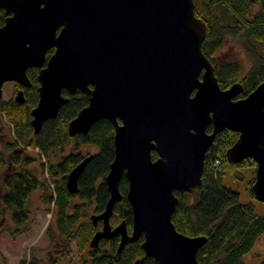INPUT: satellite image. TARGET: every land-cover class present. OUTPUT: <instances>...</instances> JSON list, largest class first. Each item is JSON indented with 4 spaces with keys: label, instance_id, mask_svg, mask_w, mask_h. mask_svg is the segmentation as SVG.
Returning a JSON list of instances; mask_svg holds the SVG:
<instances>
[{
    "label": "water",
    "instance_id": "1",
    "mask_svg": "<svg viewBox=\"0 0 264 264\" xmlns=\"http://www.w3.org/2000/svg\"><path fill=\"white\" fill-rule=\"evenodd\" d=\"M194 7V0H0L6 14L0 24V97L7 80L27 84L26 69L35 65L38 99L29 120L34 133L67 101L63 88L88 96L68 121L70 136L101 118L114 125V156L104 176L109 196L99 213L90 214L93 224L101 220L92 247L119 235V254L142 234L141 247L158 264H202L196 251L205 236L182 233L171 220L174 190L200 188L205 154L225 127L238 132L225 150L227 160L255 162L251 189L264 202V80L243 97L235 98L240 82L220 87L201 49L206 23ZM13 99L23 102L22 91ZM90 158L67 173L70 193ZM123 174L130 231L123 219L110 223Z\"/></svg>",
    "mask_w": 264,
    "mask_h": 264
},
{
    "label": "trees",
    "instance_id": "2",
    "mask_svg": "<svg viewBox=\"0 0 264 264\" xmlns=\"http://www.w3.org/2000/svg\"><path fill=\"white\" fill-rule=\"evenodd\" d=\"M194 4L195 15L206 23L201 49L212 61L219 85L228 87L240 82L242 89L237 97L245 96L264 80V0H194ZM3 16L0 9V23ZM228 38L240 43L250 60L248 68L219 57ZM27 73L35 86L36 69L30 67ZM62 94L68 97L67 101L55 117L44 121L37 133L29 122L30 109L38 99L37 90L33 89L23 102L0 97V222L3 218L10 219L11 235L26 232L33 220L30 203L33 191L39 192V200L45 209L52 210L55 220V229L49 221L44 231L52 256L45 261L30 253L15 264H76L69 256L73 239L82 259L80 264H134L135 259L138 264H158L141 247L142 234L137 240L127 242L119 254H116L119 235L101 238L97 246L89 245L92 234L101 226V220L92 223L90 214L99 213L109 196L104 176L114 156V125L109 119L101 118L87 132L70 136L68 121L88 102V96L81 91L70 94L66 89H62ZM237 136V131L226 127L216 134L205 154L198 190H174L178 201L171 220L182 233L205 236L196 251L202 264H264V258L256 263H246L243 259L264 231V214L256 212L252 200L241 201L232 186L237 179L246 177L245 188L254 197L251 184L255 162L248 157L230 162L225 155ZM84 144L96 148L83 153L80 146ZM34 147L39 149L38 156L44 155L39 163L43 178L36 173L37 156L31 151ZM88 154L91 158L78 177L77 191L70 193L66 175ZM151 156H157L155 150H151ZM242 167H251L253 175H245ZM127 186L123 174L118 184L121 197L114 202L111 216L117 221L123 219L130 231L132 210L126 196Z\"/></svg>",
    "mask_w": 264,
    "mask_h": 264
},
{
    "label": "rangeland",
    "instance_id": "3",
    "mask_svg": "<svg viewBox=\"0 0 264 264\" xmlns=\"http://www.w3.org/2000/svg\"><path fill=\"white\" fill-rule=\"evenodd\" d=\"M219 57L226 60L237 61L243 69L248 68L250 65L249 57L243 50L240 43L228 38L224 43L223 47L219 51ZM12 83L6 82L2 86L1 98L4 100L10 99L13 95ZM6 128V126H5ZM81 147L82 152L94 151L95 145L84 144ZM68 150V149H67ZM66 150V151H67ZM31 151L37 156L34 161V165L37 166L36 173L39 177L43 178L42 169L40 167V161L44 158L41 153L40 156L36 154L39 149L34 147ZM251 167H242L241 171L247 176L253 175ZM254 176V175H253ZM246 177L237 179L232 186L238 191L239 199L241 201L252 200L255 202L256 212L259 214H264V202L250 197L245 185ZM31 207L33 209V220L30 228L26 232H20L17 235H11L9 233V227L12 228L13 224L10 219L3 218L0 222V264H15L20 258H28L30 253L36 254L38 257L47 261V259L52 256V248H50L47 236L45 234V228L48 222H51L53 229H55L54 215L51 209H45L42 202L39 200V192L33 191L31 193ZM77 200V198H75ZM119 221L115 220L112 216L110 218V223L112 226L116 225ZM69 256L72 258L74 263L80 264L82 262L81 256L78 254V245L76 239L71 240ZM264 258V231L256 239L254 245L247 251L243 259L246 263H256ZM67 258L63 257V261H67Z\"/></svg>",
    "mask_w": 264,
    "mask_h": 264
},
{
    "label": "flooded vegetation",
    "instance_id": "4",
    "mask_svg": "<svg viewBox=\"0 0 264 264\" xmlns=\"http://www.w3.org/2000/svg\"><path fill=\"white\" fill-rule=\"evenodd\" d=\"M0 9H3V8H0ZM3 13H4V16H3V19H2V22L1 23H3V21H4V18H5V16H6V14H5V12H4V10H3ZM0 23V24H1ZM49 49H51L52 51H53V49H54V47H51V48H49ZM49 49H47V51H46V53H45V60H44V62L42 63V66H44L45 65V61H46V59L48 58V56L51 54H49V55H47V52H48V50ZM51 51V52H52ZM30 67H34L35 69H36V78H37V73H38V70H39V67L38 66H35V65H31V66H29L27 69H26V73H27V71H28V69L30 68ZM27 76H28V83L27 84H23V83H20V82H17V81H14V80H7V81H5L3 84H5L6 82H11L12 83V85H13V87H12V92H11V95H15L16 94V92L18 91V90H21L22 91V93H23V96H24V100L26 99V96L29 94V93H31L32 91H33V89H35V90H37V86H38V84H39V82H38V79H37V84L35 85V86H33V81L31 80V78L29 77V75H28V73H27ZM3 86V85H2ZM221 88H226V87H222V86H220ZM63 89H65V88H63ZM67 91V90H66ZM76 91H81V90H79V89H77ZM76 91L74 92V93H76ZM68 92V91H67ZM81 92H83V91H81ZM69 93V92H68ZM74 93H72V94H74ZM85 93V92H84ZM37 94H38V90H37ZM71 94V93H70ZM87 94V93H86ZM13 96L11 97V98H13ZM237 97V95L235 96V98ZM224 129V128H223ZM223 129L221 130V131H223ZM212 130V124L211 123H209L208 125H207V127H206V131L207 132H210ZM221 131H219V132H221ZM219 132H217V133H219ZM216 133V134H217ZM216 134H215V136H216ZM213 142H214V140H213ZM212 142V143H213ZM157 153V152H156ZM153 158V157H152ZM155 158V157H154ZM251 159V158H250ZM252 160V159H251ZM256 165V164H255ZM254 170H255V168H254Z\"/></svg>",
    "mask_w": 264,
    "mask_h": 264
}]
</instances>
